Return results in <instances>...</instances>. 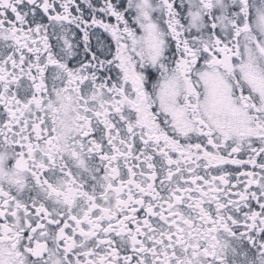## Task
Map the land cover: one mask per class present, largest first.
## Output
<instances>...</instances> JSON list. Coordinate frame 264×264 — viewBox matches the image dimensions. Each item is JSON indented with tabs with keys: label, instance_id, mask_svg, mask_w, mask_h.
I'll return each instance as SVG.
<instances>
[{
	"label": "snow or ice",
	"instance_id": "1",
	"mask_svg": "<svg viewBox=\"0 0 264 264\" xmlns=\"http://www.w3.org/2000/svg\"><path fill=\"white\" fill-rule=\"evenodd\" d=\"M0 264H264V0H0Z\"/></svg>",
	"mask_w": 264,
	"mask_h": 264
}]
</instances>
